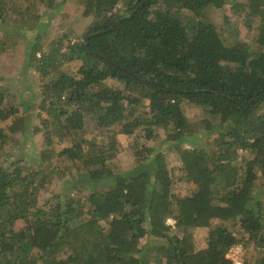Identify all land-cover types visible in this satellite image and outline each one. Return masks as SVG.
<instances>
[{
	"label": "trees",
	"instance_id": "trees-1",
	"mask_svg": "<svg viewBox=\"0 0 264 264\" xmlns=\"http://www.w3.org/2000/svg\"><path fill=\"white\" fill-rule=\"evenodd\" d=\"M119 1L79 0L82 16L97 20L82 40L64 45L67 32L41 50L39 33L28 50L27 63L40 75L39 108L49 115L40 119L45 144L55 135L72 145L0 165V264H233L226 255L236 245L241 261L252 249L250 263L264 264V0L231 6L254 30L255 51L244 41H226L206 20L225 0H124L127 14L118 15ZM14 7L21 16L20 4L0 0V23ZM74 62L76 73L66 72ZM183 103L218 118L215 139H203L211 130L199 132ZM15 113L0 108V121ZM86 117L108 139L142 127L149 138L153 128L171 126L166 139L177 142L189 193L172 192L159 154L153 172L145 161L112 176L106 137L86 139ZM27 125L20 117L9 131L25 138ZM182 142L192 149H181ZM58 158L66 160L61 170L49 165ZM78 174L86 185L73 182ZM57 182L66 186L52 192ZM41 191L52 196L41 202ZM198 228L208 229L202 249Z\"/></svg>",
	"mask_w": 264,
	"mask_h": 264
},
{
	"label": "rangeland",
	"instance_id": "rangeland-1",
	"mask_svg": "<svg viewBox=\"0 0 264 264\" xmlns=\"http://www.w3.org/2000/svg\"><path fill=\"white\" fill-rule=\"evenodd\" d=\"M10 3L20 4L22 15L18 14V8L14 7L12 14L10 12L3 16V22L0 23V91L3 93V102L0 104L1 109L10 110L15 109L16 113L5 120L0 121V165L9 164L16 159H24L26 162L34 161L35 156L43 150L53 148L56 153L70 148L72 143L69 138L65 137L59 141L55 135H52V144L48 146L45 144L44 135L42 132L45 130L41 124L42 118H46L49 115L39 108V91L37 86L40 82V75L34 71L33 67L27 63L28 50L31 49V44L34 38L40 35L38 45L41 46V50L46 48L53 40L61 39L63 33L68 32L67 40L63 41L65 45L70 39L71 41H80L83 39V35L88 29L93 26L97 20L91 17L82 16L83 7L79 0H54L52 5L48 4V0H9ZM244 0H225V4L221 9L210 8L205 13L206 20H209L211 24L215 26L218 32L225 38L226 41L234 42L240 40L246 42L251 50H257L255 44V32L254 30L247 29L242 22L239 21L237 16L232 13L231 6L234 3H239ZM115 12L118 15L127 14L126 4L124 0L119 1ZM256 23H254L255 26ZM16 28L18 31L17 36L6 30L5 27ZM3 27V28H2ZM63 40V38L61 39ZM39 52L37 53V58ZM68 68L66 72L76 73L79 62L68 64L65 66ZM64 67V68H65ZM109 85L118 86L119 84L109 82ZM146 102V101H144ZM146 110L143 105L135 112L136 116H139V112ZM183 110L187 119L196 123L200 131L203 132V128L211 130L210 136H204L203 139L210 138L215 139L218 134L219 122L217 117L208 118L207 110L200 107H195L190 103H183ZM20 117H24L27 122L28 135L24 138L20 134H12L9 131V126ZM94 118L86 117L85 119V137L91 139L98 136V140L102 141L99 133L105 135L106 139L104 143L110 149L106 152L108 155L111 152L112 160L108 167V171H111V175L126 174L129 170L139 168V165L147 163V167L150 172L155 170V164L153 158L156 154L163 157L169 177L172 182V192L181 193L187 195L189 193V183L186 182L184 173L181 172V161L179 154L176 152V141L169 138L166 139L167 132H171V126H168L166 130L153 128L151 137L147 138V132L145 127L136 128L131 135H123L115 133L118 127L112 129L115 133L113 139H108L109 132H99L95 130L97 125L93 124ZM33 127L41 128V132L33 134ZM199 135V134H198ZM2 137L8 139V142H2ZM16 139L19 142H16ZM112 143V145H111ZM198 144V141L196 142ZM181 149H192V145L189 142H182ZM107 151V147H105ZM55 159L54 162L49 164L54 169L61 170V167L65 165V158ZM82 173V172H80ZM79 173V174H80ZM75 179L77 186L86 185L84 183L83 174ZM183 174V175H182ZM103 175L99 174V179ZM71 177H67L69 179ZM105 179V178H104ZM111 181V179L109 180ZM264 182V181H263ZM56 184L61 185L56 186ZM52 185V192L61 191L66 184L56 183ZM51 193L40 192L39 200L44 202L52 196ZM89 193L88 190H83V195ZM82 195V194H81ZM262 200L264 201V193ZM170 220V221H168ZM172 218H168L166 223L174 227ZM219 221L213 222L217 224ZM105 225V223H103ZM22 225V222H18L16 229ZM176 230L172 228L171 234ZM208 234L207 228H198L194 230V238L197 248L202 249L206 245V237ZM143 243V240L142 242ZM255 251L252 249H245V258L242 260V264H251L249 257L253 256Z\"/></svg>",
	"mask_w": 264,
	"mask_h": 264
},
{
	"label": "built area",
	"instance_id": "built-area-1",
	"mask_svg": "<svg viewBox=\"0 0 264 264\" xmlns=\"http://www.w3.org/2000/svg\"><path fill=\"white\" fill-rule=\"evenodd\" d=\"M168 221H170V220H168ZM241 255H243V250H242L241 246L236 245L235 247L231 248L228 251L226 258L228 260H230L233 264H242L241 257H240Z\"/></svg>",
	"mask_w": 264,
	"mask_h": 264
}]
</instances>
